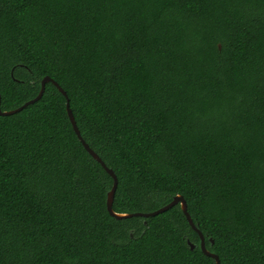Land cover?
Here are the masks:
<instances>
[{
    "label": "trees",
    "instance_id": "16d2710c",
    "mask_svg": "<svg viewBox=\"0 0 264 264\" xmlns=\"http://www.w3.org/2000/svg\"><path fill=\"white\" fill-rule=\"evenodd\" d=\"M45 76L116 212L181 194L221 264H264V0H0L2 110ZM66 103L0 115V264H216L180 205L109 214Z\"/></svg>",
    "mask_w": 264,
    "mask_h": 264
},
{
    "label": "water",
    "instance_id": "95a60500",
    "mask_svg": "<svg viewBox=\"0 0 264 264\" xmlns=\"http://www.w3.org/2000/svg\"><path fill=\"white\" fill-rule=\"evenodd\" d=\"M48 83H53L58 90L64 95V97L67 100L66 103V108H67V113L70 119V122L73 126V129L77 135V137L79 138L80 142L82 143V145L84 146V148L88 151V153L97 161L99 162L102 167L112 176L113 180H114V184L113 187L111 188V190L108 192L107 194V210L109 212V214L114 217L117 220H123V219H130V218H134V217H144V218H150V217H155L159 214H162L168 210H170L171 208L180 205L181 209L183 211V213L185 214L190 226L193 228V230L195 232L198 233L199 237H200V248L202 250V252L213 258L216 261V264H221L220 258L217 254L211 252L206 245V238L205 235L203 234V232L198 228V226L195 224L189 210H188V203L186 201V199L184 198L183 195L178 194L176 196H174L173 200L168 203L167 205L153 211V212H134V213H120V212H116L114 210V200H115V195H116V191L118 188V177L116 175V173L114 172V170L110 167L107 166V164L104 162V160L100 157V155L98 153H96L92 147L87 143V141L84 139V137L82 136V133L78 127L77 121L75 119L73 110L70 106V100L68 97L67 92L64 90V88L56 81L54 80L52 77L50 76H45L42 81H41V90L39 92V94L32 100L27 101L25 104H23L22 106H20L19 108H16L14 110H10V111H3L1 108V100L2 97L0 95V115L1 116H10L13 115L15 113L21 112L23 109L27 108L29 105H32L34 103H36L37 101L41 100V98L43 97L45 90H46V85ZM212 241V239H211ZM188 242V246L190 247L191 250H195L197 245L194 244L193 242H191L190 240H187ZM213 242V241H212Z\"/></svg>",
    "mask_w": 264,
    "mask_h": 264
}]
</instances>
